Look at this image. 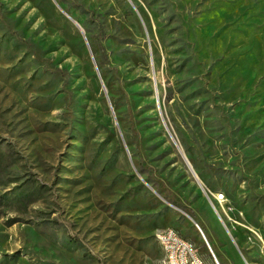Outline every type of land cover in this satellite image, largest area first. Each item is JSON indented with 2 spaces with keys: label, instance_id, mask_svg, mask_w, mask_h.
Returning <instances> with one entry per match:
<instances>
[{
  "label": "rangeland",
  "instance_id": "374dc122",
  "mask_svg": "<svg viewBox=\"0 0 264 264\" xmlns=\"http://www.w3.org/2000/svg\"><path fill=\"white\" fill-rule=\"evenodd\" d=\"M200 217L264 264V0H0V264H213Z\"/></svg>",
  "mask_w": 264,
  "mask_h": 264
},
{
  "label": "built area",
  "instance_id": "2783aa9c",
  "mask_svg": "<svg viewBox=\"0 0 264 264\" xmlns=\"http://www.w3.org/2000/svg\"><path fill=\"white\" fill-rule=\"evenodd\" d=\"M215 199L219 200L220 204L222 205L226 201V199L221 198L220 195H215ZM196 226L198 231L200 232V235H203L199 226L197 224ZM255 235L257 239L261 240V237L258 234ZM155 240L157 241L158 245H161V248L166 249V258L171 260V264H199L197 261V256L194 255V248L196 247V245L191 240H179V238L176 237V234L172 233V231H169L167 227L155 233ZM207 247H209V254L211 256L213 264H219L215 254L211 250L208 243Z\"/></svg>",
  "mask_w": 264,
  "mask_h": 264
},
{
  "label": "bare ground",
  "instance_id": "6f19581e",
  "mask_svg": "<svg viewBox=\"0 0 264 264\" xmlns=\"http://www.w3.org/2000/svg\"><path fill=\"white\" fill-rule=\"evenodd\" d=\"M218 195H220L221 198H225L223 194H217L216 196H218ZM216 201L220 204L219 200H216ZM220 206H221L220 208H221L222 210H224L223 205L220 204ZM214 209H215L216 213H217L218 215H220V213L218 212V210H217L216 208H214ZM233 222H234V221H233ZM199 228H200V227H199ZM167 229H168L169 231H172V233H175V234H176V237H178L179 240H181V241H190V240H188V239L182 237V236L178 233V231H176L174 228H172V227H167ZM200 229H201V232L203 233V235H201V236L203 237V239L206 241V243H208V245H209L210 248H211V244L209 243V241H208V239H207V237H206V235H205L203 229H202V228H200ZM159 247H160V249H161V253H162L161 264H171V260L168 259V258H166V249H165V248H161V245H159ZM211 250H212V248H211ZM194 255L197 256V261H198L199 264H206V262L204 261V259L202 258V256L200 255V253L198 252V250H197L196 247L194 248ZM217 261H218L219 264H221V263L219 262L218 258H217Z\"/></svg>",
  "mask_w": 264,
  "mask_h": 264
},
{
  "label": "water",
  "instance_id": "95a60500",
  "mask_svg": "<svg viewBox=\"0 0 264 264\" xmlns=\"http://www.w3.org/2000/svg\"><path fill=\"white\" fill-rule=\"evenodd\" d=\"M68 16V15H67ZM68 18H70L69 16H68ZM70 20L81 30V32L83 33V30L81 29V27L79 26V24L75 21V20H73L72 18H70ZM185 159V161L187 162V164H188V166H189V168L192 170V168H191V166H190V164L188 163V161L186 160V158H184ZM194 173V172H193ZM195 177H196V175H195ZM196 224V223H195Z\"/></svg>",
  "mask_w": 264,
  "mask_h": 264
},
{
  "label": "crops",
  "instance_id": "0c3cea01",
  "mask_svg": "<svg viewBox=\"0 0 264 264\" xmlns=\"http://www.w3.org/2000/svg\"><path fill=\"white\" fill-rule=\"evenodd\" d=\"M210 217H211V216H210ZM204 218H205V217H200V219L198 218V219H199V222H200V224H201L202 227H201L199 224H197V225H198L200 228H203V230H204V231L206 232V234H207V231H206L207 229H206V227H204V225H203ZM206 234H205V235H206ZM212 242H213V241H212Z\"/></svg>",
  "mask_w": 264,
  "mask_h": 264
},
{
  "label": "trees",
  "instance_id": "16d2710c",
  "mask_svg": "<svg viewBox=\"0 0 264 264\" xmlns=\"http://www.w3.org/2000/svg\"><path fill=\"white\" fill-rule=\"evenodd\" d=\"M187 239V238H186Z\"/></svg>",
  "mask_w": 264,
  "mask_h": 264
}]
</instances>
